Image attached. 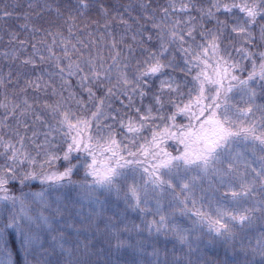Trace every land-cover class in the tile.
<instances>
[{"label":"snow or ice","instance_id":"snow-or-ice-1","mask_svg":"<svg viewBox=\"0 0 264 264\" xmlns=\"http://www.w3.org/2000/svg\"><path fill=\"white\" fill-rule=\"evenodd\" d=\"M0 264H264V0H0Z\"/></svg>","mask_w":264,"mask_h":264},{"label":"trees","instance_id":"trees-1","mask_svg":"<svg viewBox=\"0 0 264 264\" xmlns=\"http://www.w3.org/2000/svg\"><path fill=\"white\" fill-rule=\"evenodd\" d=\"M220 258L221 259L224 258V250H223V248L220 249Z\"/></svg>","mask_w":264,"mask_h":264},{"label":"rangeland","instance_id":"rangeland-1","mask_svg":"<svg viewBox=\"0 0 264 264\" xmlns=\"http://www.w3.org/2000/svg\"><path fill=\"white\" fill-rule=\"evenodd\" d=\"M257 231H259V227L257 228Z\"/></svg>","mask_w":264,"mask_h":264}]
</instances>
